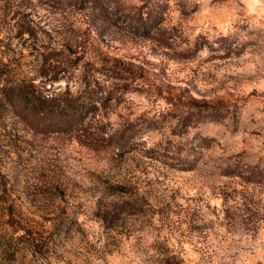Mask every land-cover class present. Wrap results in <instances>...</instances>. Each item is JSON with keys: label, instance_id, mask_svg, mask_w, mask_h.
<instances>
[{"label": "rangeland", "instance_id": "rangeland-1", "mask_svg": "<svg viewBox=\"0 0 264 264\" xmlns=\"http://www.w3.org/2000/svg\"><path fill=\"white\" fill-rule=\"evenodd\" d=\"M4 87L73 98L0 102V264H264V0H0Z\"/></svg>", "mask_w": 264, "mask_h": 264}, {"label": "trees", "instance_id": "trees-1", "mask_svg": "<svg viewBox=\"0 0 264 264\" xmlns=\"http://www.w3.org/2000/svg\"><path fill=\"white\" fill-rule=\"evenodd\" d=\"M70 93V92H69ZM73 96L67 92L54 95H38L35 90H29L23 87L7 88L4 87L0 93V102L3 105L11 104L17 107L22 104L21 112H26L27 121L31 117H42V120H50L54 116H64L65 111L69 109L65 106L67 101H71ZM80 99V96L78 97ZM5 103H3V101ZM41 119V118H40Z\"/></svg>", "mask_w": 264, "mask_h": 264}]
</instances>
